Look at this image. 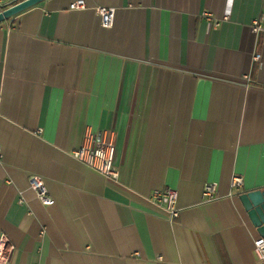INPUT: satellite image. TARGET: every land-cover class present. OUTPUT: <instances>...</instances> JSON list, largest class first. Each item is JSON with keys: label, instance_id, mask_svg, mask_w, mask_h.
<instances>
[{"label": "crops", "instance_id": "obj_1", "mask_svg": "<svg viewBox=\"0 0 264 264\" xmlns=\"http://www.w3.org/2000/svg\"><path fill=\"white\" fill-rule=\"evenodd\" d=\"M72 1L0 22L7 264H259L238 194L264 188V35L251 29L264 0ZM97 5L115 9L111 27ZM103 129L115 180L72 155ZM32 175L53 204L36 197ZM166 187L178 191L174 220L149 198Z\"/></svg>", "mask_w": 264, "mask_h": 264}, {"label": "built area", "instance_id": "obj_2", "mask_svg": "<svg viewBox=\"0 0 264 264\" xmlns=\"http://www.w3.org/2000/svg\"><path fill=\"white\" fill-rule=\"evenodd\" d=\"M68 7L72 10L88 8L85 0H73L69 3ZM93 9L99 15L102 27L108 28L112 26L115 13L113 7L97 5ZM251 29L255 35H264V15L252 20ZM259 58L260 55H254L255 61L259 60ZM72 155L86 167L104 177L114 180L118 178V169L115 165V143L111 129H103L98 133L86 135L84 142L72 150ZM29 185L41 203L44 205L54 203V199L49 195L48 189L40 177L30 176ZM242 185L243 178L240 175H234L231 178V189H238ZM216 190V182H205L203 184L202 196L204 199L210 200L215 196ZM149 198L163 210L169 220H174L179 216L180 209L178 207V191L176 189L170 187L154 189ZM6 242L5 239L0 241V264L8 263L9 252L13 250L12 245H9L8 249H6ZM253 248L259 264H264V238L261 236L257 237L253 241Z\"/></svg>", "mask_w": 264, "mask_h": 264}, {"label": "water", "instance_id": "obj_3", "mask_svg": "<svg viewBox=\"0 0 264 264\" xmlns=\"http://www.w3.org/2000/svg\"><path fill=\"white\" fill-rule=\"evenodd\" d=\"M42 0H20L0 10V22L29 8ZM250 223L259 236L264 238V188L241 191L238 194Z\"/></svg>", "mask_w": 264, "mask_h": 264}]
</instances>
